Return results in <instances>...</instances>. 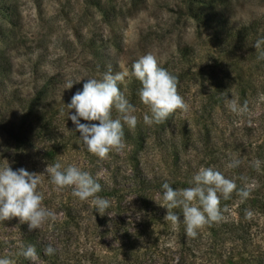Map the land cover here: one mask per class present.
<instances>
[{
	"label": "rangeland",
	"instance_id": "1",
	"mask_svg": "<svg viewBox=\"0 0 264 264\" xmlns=\"http://www.w3.org/2000/svg\"><path fill=\"white\" fill-rule=\"evenodd\" d=\"M197 1L209 2L211 7L220 9L224 21L234 26L264 17V0H0V165L9 163L16 171L23 168L21 165L27 157L35 162L50 147L46 140L50 127L56 123H72L68 120L71 110L67 105L73 95L83 90L86 79H102L109 70L113 74L126 70L129 75L122 84L126 88L133 78V62L149 53L169 73L188 72L177 87L186 110L177 109L162 122L166 125L160 137L171 135L179 123H222L219 125L224 127L238 123L232 140L240 145L241 156L248 161L246 147L259 135H252V138L242 136L241 132L248 130L258 116L264 115V99L256 95L240 99L233 78L218 92L212 87L218 80H226V71L231 68L215 37L219 29L193 17L192 9ZM186 48L185 51L194 54V60L181 54ZM242 67L247 69L246 65L242 64ZM255 77L261 88L264 77L259 73ZM69 84H73L71 89H67ZM35 95L39 98L34 108L36 111L28 114L27 103ZM212 96L214 99L210 98ZM226 98H235L240 106L246 103L247 111L232 113L225 106ZM132 105L135 107L133 114L138 119L134 129H142L151 143L158 138L162 126L144 124V114H150L148 108L140 100ZM6 132L15 135L10 138ZM122 144L121 149L112 150L103 160L96 156L90 159L82 144L59 156L64 154V158L75 160L76 167L102 170L101 174L106 175L105 163H110L109 167L113 169L124 170L126 158L134 145L125 141ZM149 152L146 157L154 162L157 153ZM29 167L32 170L28 172H38L33 169L34 164ZM59 193L56 190V194ZM134 201V194L127 193V205L132 204L122 221L132 231H137L145 229L149 220L142 206H135ZM156 211L158 216L163 215L161 206ZM116 217H107L105 227H110L113 220L118 221ZM158 231L155 230L150 237L148 234L141 237L156 247L157 255L161 257L162 253H167L168 239L171 242L175 236L173 230L168 232L161 228ZM105 240L111 242L110 238ZM91 241L98 242L94 238ZM179 255L177 253L174 257L167 253V257L175 260L172 264L178 263ZM197 259L201 261L196 264H214L218 258L206 252ZM160 264H164L163 260Z\"/></svg>",
	"mask_w": 264,
	"mask_h": 264
},
{
	"label": "trees",
	"instance_id": "2",
	"mask_svg": "<svg viewBox=\"0 0 264 264\" xmlns=\"http://www.w3.org/2000/svg\"><path fill=\"white\" fill-rule=\"evenodd\" d=\"M211 6L209 2L197 1L192 9L193 17L211 28L216 26V30L219 29L215 37L220 49H223L222 53L229 59L231 68L226 71V80H218L212 87L218 92L226 82H232L233 78L239 89L240 99L246 100L249 95L248 98L256 95L264 99V84L260 88L255 82L258 78H253L257 73L264 77V60L258 59V53L253 47L257 40L264 39V17L249 24L234 26L224 21L220 9ZM185 50L187 48L181 50V54L194 60V54ZM260 51L264 52V45ZM170 74L176 77L178 87L179 80L187 77L188 72ZM119 87L131 104L140 100L138 92L141 84L135 77L128 87L123 88L122 84ZM213 96L210 98L214 99ZM38 101V95H35L27 103L28 114L36 111L34 108ZM220 101L221 99L216 102ZM117 116L118 113L113 110L112 118ZM81 123L99 122L81 119ZM219 124L222 123H179L171 135L160 137L166 125L160 123L158 126H162L161 132L151 143L142 129L124 126L122 142L134 145L126 158L124 170L113 169L109 167L110 163H105L104 175L101 174L102 170H89L86 167L81 169L83 166H78L81 171L97 179L102 187L97 195L110 202L104 216H100L91 198L82 202L73 197L72 187L59 190L60 193L56 194L55 186L49 182L45 171L48 165L55 162H60L64 168L75 165V160L73 162L71 158H64V154L59 155L65 151H73L77 145L82 144L79 140L80 133L74 132L73 123H56L46 133L50 147L44 155L37 157L35 162H31L32 158L28 157L23 161L24 155L21 156V166L24 169L32 170L29 166L34 164L33 169L38 172L33 173L45 175L41 177L37 190L44 197L42 205L55 213V220L46 221L34 230H29L27 224L20 223L19 218L0 222V257L10 258L14 264H160L161 260L164 264H172L175 260L167 257V253H172L174 257L179 253L177 264H196V261H201L197 259L198 255L209 252L218 258L214 264H264V115L258 116L248 130L241 132L242 136L252 138V135H259L257 139H251L252 142L246 147L249 153L246 162V157L241 156L240 145L232 140L238 123H229L227 127ZM6 134L10 138L15 135L13 132ZM57 139L59 141L56 144ZM149 151L154 155L157 153L154 162L148 161L146 157ZM87 156L90 159L94 157L90 153ZM233 160L239 161L238 167L227 168L226 165ZM257 160L261 162L259 168L254 166V161ZM249 163L250 166H247ZM202 166L220 171L225 178L235 181L237 190L246 188L249 196L242 199L234 191L228 200L221 197V209L227 208L223 212L224 219L198 229L195 238H187L181 209L173 210L180 218L175 228L164 220L167 212L165 208L162 207L161 216H158L159 212H155V209L162 204L163 183H169L173 190L191 187L189 182ZM127 193H133L136 199L133 204L142 206L146 212L149 222L145 229L132 231L122 221L132 204L127 205ZM246 212H251L252 215L246 217ZM112 215L117 216L118 221L113 220L107 228V217ZM161 228L168 232L173 230L172 235L176 239L171 242L168 239L169 243L163 244L167 253H162L159 257L156 247L150 246L141 235L148 234L150 237L155 230ZM92 238L98 242H92ZM105 238H110L111 242L107 243ZM28 246L35 248L34 259H25L21 254ZM49 246L54 249L51 255L45 251Z\"/></svg>",
	"mask_w": 264,
	"mask_h": 264
},
{
	"label": "clouds",
	"instance_id": "3",
	"mask_svg": "<svg viewBox=\"0 0 264 264\" xmlns=\"http://www.w3.org/2000/svg\"><path fill=\"white\" fill-rule=\"evenodd\" d=\"M262 45L264 39H259L253 47L258 53V59L264 60V52L260 51ZM128 75L126 70L117 71L115 74L109 70L103 74L102 79H86L83 90L73 95L67 105L71 110L68 120L75 126L74 132L80 133L79 140L83 148L99 160L105 159L112 150L123 147L124 126L131 129L138 123L137 116L133 114L135 107L119 87ZM131 75L140 82L139 99L150 113L144 114V124H160L177 109L186 110L183 99L177 94L176 77L160 67L153 54L143 55L134 61ZM72 87L73 84H69L67 89ZM225 106L236 114L247 111V104L240 106L235 98H226ZM113 110L118 113L115 119L112 118ZM81 119L99 123L83 124ZM260 163L259 160L254 161V166L259 168ZM238 165L239 161L233 160L226 167L236 168ZM45 171L55 190L72 187V196L82 202L91 198L100 216H104L103 213L110 207L108 199L97 195L102 191L97 179L75 165L64 168L60 162H55L49 164ZM42 176L45 175L30 173L24 168L13 171L9 163L0 165V222L19 218L20 223L27 224L29 230H34L46 221L55 220V213L42 205L44 197L37 190ZM189 183L191 187L176 190H173L169 183H163L160 204L167 210L164 220L170 222L173 228L180 222L179 216L173 210L181 209L187 238H195L198 229L224 219L223 212H226L227 208L221 209V197L228 200L234 191L242 199L249 196L246 188L237 190L234 180L225 178L220 171H215L212 167H200ZM251 215V212H246V217ZM45 251L51 255L54 249L49 246ZM21 254L25 259L36 257L33 246H28ZM0 264H14V261L0 257Z\"/></svg>",
	"mask_w": 264,
	"mask_h": 264
}]
</instances>
